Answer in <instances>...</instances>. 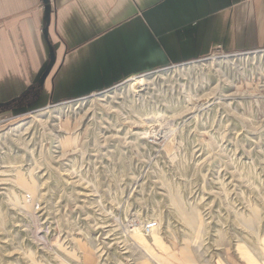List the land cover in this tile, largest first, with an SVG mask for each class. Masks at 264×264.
I'll return each mask as SVG.
<instances>
[{
  "label": "rangeland",
  "instance_id": "374dc122",
  "mask_svg": "<svg viewBox=\"0 0 264 264\" xmlns=\"http://www.w3.org/2000/svg\"><path fill=\"white\" fill-rule=\"evenodd\" d=\"M232 62L0 120V264H264V79Z\"/></svg>",
  "mask_w": 264,
  "mask_h": 264
},
{
  "label": "crops",
  "instance_id": "0c3cea01",
  "mask_svg": "<svg viewBox=\"0 0 264 264\" xmlns=\"http://www.w3.org/2000/svg\"><path fill=\"white\" fill-rule=\"evenodd\" d=\"M259 47L264 0H0V120Z\"/></svg>",
  "mask_w": 264,
  "mask_h": 264
},
{
  "label": "built area",
  "instance_id": "2783aa9c",
  "mask_svg": "<svg viewBox=\"0 0 264 264\" xmlns=\"http://www.w3.org/2000/svg\"><path fill=\"white\" fill-rule=\"evenodd\" d=\"M220 51H221V49L218 48L217 54H211V55L207 56L206 58H202V59H198V60H194V61L183 62V63H179V64H171L168 67H165V68H162V69H159V70L147 73V74H152V73L159 72V71H165V70L171 69L174 66L186 65L188 63L190 64V63L195 62V61L196 62H206L209 60H215V59L219 60L220 59V60H225V61L232 60L233 62L230 64L233 66H235L236 63H240V66H239L240 69H242L243 71L249 70V72L251 73V75L255 79H257L259 77L261 79L262 78L264 79V48L236 51V52L228 54V55H220ZM144 75H146V74H144ZM129 79H131V78H129ZM124 83H126V82H123L121 84H124ZM121 84H118L117 86H119ZM117 86H115L109 90L102 91V92L95 93V94H104L108 91H111V90L117 88ZM261 88H264V83H263V85H261ZM95 94H92L90 96H93ZM154 227H156V224H154V223L148 224L145 228V232L148 235H150L151 232L154 230Z\"/></svg>",
  "mask_w": 264,
  "mask_h": 264
},
{
  "label": "water",
  "instance_id": "95a60500",
  "mask_svg": "<svg viewBox=\"0 0 264 264\" xmlns=\"http://www.w3.org/2000/svg\"><path fill=\"white\" fill-rule=\"evenodd\" d=\"M45 3H47V0H44ZM46 19H47V28L45 29V35L47 36L48 35V31H49V24H50V20H51V14H50V9L47 8V11H46ZM54 64V59L52 60L46 74L44 75L43 78L46 77V75L50 72V69H51V66ZM179 64V63H178ZM99 93V92H98ZM90 96V95H89ZM87 97V96H86ZM84 98V97H83ZM78 99H81V98H78ZM41 110V109H40ZM36 111H39V110H36ZM36 111H33V112H36Z\"/></svg>",
  "mask_w": 264,
  "mask_h": 264
},
{
  "label": "bare ground",
  "instance_id": "6f19581e",
  "mask_svg": "<svg viewBox=\"0 0 264 264\" xmlns=\"http://www.w3.org/2000/svg\"><path fill=\"white\" fill-rule=\"evenodd\" d=\"M195 62H196V61H195ZM178 66H179V65H178ZM174 67H176V66H174ZM135 77H137V76H135ZM135 77H133V78H131V79H128V80L125 81V82H129V81L133 80ZM137 85H138V87L143 88L144 83H142V82H138ZM145 134H149V133H145ZM151 134H155V133H151Z\"/></svg>",
  "mask_w": 264,
  "mask_h": 264
}]
</instances>
